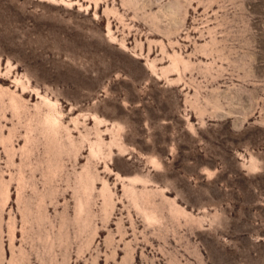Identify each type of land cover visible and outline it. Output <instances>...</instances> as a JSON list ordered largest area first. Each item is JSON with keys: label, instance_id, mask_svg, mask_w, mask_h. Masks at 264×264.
I'll return each mask as SVG.
<instances>
[{"label": "rangeland", "instance_id": "obj_1", "mask_svg": "<svg viewBox=\"0 0 264 264\" xmlns=\"http://www.w3.org/2000/svg\"><path fill=\"white\" fill-rule=\"evenodd\" d=\"M0 264H264V0H0Z\"/></svg>", "mask_w": 264, "mask_h": 264}, {"label": "bare ground", "instance_id": "obj_2", "mask_svg": "<svg viewBox=\"0 0 264 264\" xmlns=\"http://www.w3.org/2000/svg\"><path fill=\"white\" fill-rule=\"evenodd\" d=\"M24 164V163H23Z\"/></svg>", "mask_w": 264, "mask_h": 264}]
</instances>
